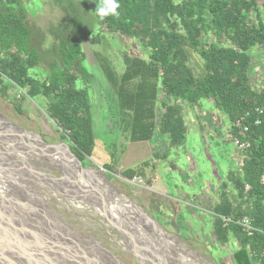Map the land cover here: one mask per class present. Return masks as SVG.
Returning a JSON list of instances; mask_svg holds the SVG:
<instances>
[{
  "label": "rangeland",
  "instance_id": "rangeland-1",
  "mask_svg": "<svg viewBox=\"0 0 264 264\" xmlns=\"http://www.w3.org/2000/svg\"><path fill=\"white\" fill-rule=\"evenodd\" d=\"M23 1L41 55L34 73L40 79L49 74L51 65L61 64V41L69 43L77 37L80 26L75 27L74 16L84 30L99 37L96 42H83L85 67L93 75L88 93L95 149L84 161L79 159L67 139L69 132L64 133L50 117L45 98H31L27 89L9 81L4 83L8 86L4 94L0 84V186L6 205L17 207L13 212L16 219L10 216V221L22 222L19 229L23 235L31 243L42 244L45 264H233L234 249L217 239L210 209L228 181L230 168L236 169L233 158L237 149L227 139L231 126L226 116L210 106L193 111L185 108L189 133L186 148L177 155L169 152L168 143L158 136L149 142L130 141L123 125L125 117L118 109L117 88L107 71L120 80L130 68L126 58L147 63L148 52L135 39L97 27L94 5L88 0ZM260 8L264 14V7ZM250 55L251 87L263 91L264 48H254ZM196 62L203 64L195 54L192 68ZM140 81L135 78L122 89L134 92ZM41 140L61 151L46 149ZM7 144L9 148L4 147ZM68 150L83 169L102 173L116 192L134 203L123 201L131 209L130 218L117 217L122 211L120 204L100 194L105 184L100 175L94 176L98 188L93 182L91 186L83 184L82 174L77 178L62 164L59 167L65 171L53 166L57 160L76 167L66 155ZM128 171L135 173L131 180L126 177ZM135 206L160 233L145 227L142 211ZM120 218L131 221V226L123 228ZM155 236H160L161 245ZM0 251L7 254L2 248Z\"/></svg>",
  "mask_w": 264,
  "mask_h": 264
},
{
  "label": "trees",
  "instance_id": "trees-1",
  "mask_svg": "<svg viewBox=\"0 0 264 264\" xmlns=\"http://www.w3.org/2000/svg\"><path fill=\"white\" fill-rule=\"evenodd\" d=\"M101 2L88 0L94 5V14ZM117 2L119 15L100 18L95 14L96 26L137 40L149 54L147 63L126 58L130 68L120 80L107 71L117 88L118 109L125 117L123 125L130 141L149 142L158 136L168 143L169 152L177 155L186 148L189 133L185 108L193 111L210 106L226 116L229 126L245 116L249 130L241 141L250 147L236 151V169L230 168L228 181L210 209L217 239L234 249L233 264H264V185L260 183L264 174V90H254L248 74L250 52L264 48V14L260 8L264 4L259 0ZM23 3L0 0L2 90L5 94L8 86L4 83L9 81L27 89L31 98H45L50 117L64 133L69 132L67 139L74 146V154L84 161L94 152L95 137L88 93L93 75L85 67L83 42H96L99 37L84 30L74 16L75 27L80 26L77 37L69 43L61 41V64L51 65L49 74L40 79L34 73L41 55ZM195 54L203 64L196 62L192 68ZM138 77L141 81L134 92L122 89ZM238 158H243V166L238 165ZM126 177L131 180L135 173L128 171ZM245 219L252 221V236L241 225Z\"/></svg>",
  "mask_w": 264,
  "mask_h": 264
},
{
  "label": "bare ground",
  "instance_id": "bare-ground-1",
  "mask_svg": "<svg viewBox=\"0 0 264 264\" xmlns=\"http://www.w3.org/2000/svg\"><path fill=\"white\" fill-rule=\"evenodd\" d=\"M42 141V140H41ZM2 143H3V141H2ZM42 143H43V141H42ZM43 145H44V147L46 148V149H49V150H52L54 153H56L57 151H61V148L59 149V148H55V146H46L44 143H43ZM5 148H9L10 147V145L9 144H7V145H5L4 146ZM21 147V146H20ZM19 147V148H20ZM26 148L28 147V146H25ZM31 147V146H30ZM22 148V147H21ZM32 149H33V147H32ZM45 149V150H46ZM70 153V154H69ZM57 154H61L60 152H58ZM61 155H63V154H61ZM65 155V154H64ZM66 155H67V157H70L74 162H75V164H76V167L74 168V166L73 165H70L69 163H64V162H62V163H60V162H56L57 160H54L53 161V166H55V168H59V169H62V170H64L63 168H61V167H59V165H63L64 167H67L68 168V170H67V172L68 173H76L75 175H77V177H79L80 178V175H81V179H84V180H82V183L83 184H89L90 185V182H93L94 183V187H100V185H99V183H98V181L96 180V178L94 177V176H98V175H100V177H102V179L104 180V183L106 184H103L104 185V189H102V190H100V192H102L103 194H106L107 192H105V191H108V187L107 186H109L110 187V192L113 194V196H114V200L116 201V202H122V201H127V202H129L130 203V200L127 198V197H124L123 195H121V194H119L118 192H116V190L115 189H113L111 186H110V184L107 182V180H106V177L105 176H103L102 175V173H99V172H95V171H92V170H85V169H83L82 167H81V165H80V163H79V161L77 160V159H75V157L71 154V152L68 150L67 151V153H66ZM65 155V156H66ZM66 161H68V160H66ZM65 171V170H64ZM98 178V177H97ZM99 179V178H98ZM83 181H86V182H83ZM4 186V185H3ZM91 186V185H90ZM5 189V188H4ZM94 189V188H93ZM3 191V192H2ZM109 195V194H108ZM6 202L8 203V200H7V198H6V196L4 195V190H3V188H1V186H0V215H2V214H5L4 215V217L5 218H9V225H8V234L7 235H5L6 233H3V235H1L0 236V248H2L3 250H4V252L5 253H7V255H10L11 256V254L8 252V247H7V245L6 246H4L2 243H4V241L2 240V238H13L14 237V233H15V231H14V228L15 229H17V227L18 228H20L21 226H22V222H18V224H16V222H11L10 221V216L12 217V216H14V214L15 213H13L14 211H16V208L15 209H12L11 207H9V203L6 205ZM120 206V205H119ZM138 210H141L138 206H135ZM7 210L10 212V215L8 214V213H6L7 212ZM142 211V210H141ZM143 212V211H142ZM121 213H123L124 215H126V216H129V218H130V214H131V212H124L123 211V209H122V211L120 212V213H118L116 216L117 217H119L120 215H122ZM144 213V212H143ZM120 214V215H119ZM136 214V213H135ZM145 214V213H144ZM1 218H2V216H1ZM12 218H15V216L14 217H12ZM16 219V218H15ZM145 219V222L146 223H148V222H152L150 219H148V218H144ZM18 220V219H17ZM120 223H122L124 226H131V221L129 222V221H127L126 219L125 220H123V219H121L120 218ZM13 221V220H12ZM125 223V224H124ZM15 225H16V227H15ZM147 226V225H146ZM155 229L154 227L152 228L151 226H147V229ZM5 232H7V231H5ZM23 230L21 231V232H18V233H20V236H22L23 235ZM160 232H161V230H160ZM163 233V232H162ZM13 235V236H12ZM157 235V234H156ZM41 236V235H40ZM2 237V238H1ZM49 238V237H48ZM153 238H156L158 241H156L157 243H159L160 241H161V239H160V236H155V237H153ZM145 239V238H144ZM12 240V239H11ZM151 239H149L148 240V242L150 241ZM55 241V240H54ZM53 242V241H52ZM160 244V243H159ZM34 245V246H33ZM161 245V244H160ZM164 246V245H163ZM29 247L32 249V251L33 252H36V255H37V257H41V255H42V247L41 246H38V245H36L35 243H30L29 244ZM16 248H18L19 250H21V248H22V245L19 243V241L16 243ZM158 254H160V253H158ZM191 256L190 257H192V253L190 254ZM44 256V255H43ZM37 257H35L36 259H39V258H37ZM153 257V256H152ZM88 258V257H87ZM182 260H185L184 258H181ZM11 262L9 263V264H41V263H39V262H30V263H28L27 262V260L26 259H24V258H17V256H15V258H11ZM188 260H189V258H188ZM194 261V260H193ZM182 262H185V261H182ZM165 263L167 264V261H165ZM6 264V263H5ZM185 264H188V263H185Z\"/></svg>",
  "mask_w": 264,
  "mask_h": 264
},
{
  "label": "water",
  "instance_id": "water-1",
  "mask_svg": "<svg viewBox=\"0 0 264 264\" xmlns=\"http://www.w3.org/2000/svg\"><path fill=\"white\" fill-rule=\"evenodd\" d=\"M71 154L74 156L73 152H71ZM76 158L77 157H75V159ZM80 165H81V163H80ZM4 215L5 214L0 215V236L3 235L2 232L6 233L5 235L8 234V229H7L8 228V225H9L8 224L9 222H7L8 221V217L5 218ZM1 216H2V218H1ZM5 231H7V232H5ZM14 231H15V233H14L15 235H14L13 238H11L12 240L10 238H8V237L7 238H2L1 237L2 240L4 241V243H2V244L4 246L7 245L8 252L11 254V256L10 255H7V254H4V253H1V251H0V264H5V262L6 263L10 262L11 261V258L13 259V258H15V256H17V258H24V259H26L28 263H30V262H33V263L34 262H39L41 264H45L44 263V260L42 259L43 258V254L41 255V257H37L36 252H33L32 249L29 247V244L31 243L30 240H28L24 235H22L20 237L25 240V242L27 243L28 246H25L23 244L22 239L19 237L20 233H18V232H21L22 230L20 231L19 228L18 229H15L14 228ZM18 241L22 245L21 250H19L18 248H16V243ZM38 246L43 247L42 244H38ZM35 257H37L39 259H36Z\"/></svg>",
  "mask_w": 264,
  "mask_h": 264
},
{
  "label": "built area",
  "instance_id": "built-area-1",
  "mask_svg": "<svg viewBox=\"0 0 264 264\" xmlns=\"http://www.w3.org/2000/svg\"><path fill=\"white\" fill-rule=\"evenodd\" d=\"M259 114H262V110H258ZM249 114H247L248 116ZM246 120L245 116H242L235 120V122L231 125V132L227 135V139L233 144V146L239 152H244L246 149L250 147V144L247 142H242L241 137L245 136V134L249 130V126L244 124ZM259 124V121L257 122ZM236 133V134H235ZM240 166L244 165L243 158H240L239 161ZM260 183L264 185V174L261 176ZM249 190V187H247ZM225 223L231 222L230 219H223ZM241 225L244 227L245 231L247 232L248 236H252L254 233V227L252 225V221L250 219H245L241 222Z\"/></svg>",
  "mask_w": 264,
  "mask_h": 264
},
{
  "label": "clouds",
  "instance_id": "clouds-1",
  "mask_svg": "<svg viewBox=\"0 0 264 264\" xmlns=\"http://www.w3.org/2000/svg\"><path fill=\"white\" fill-rule=\"evenodd\" d=\"M118 8L119 3L117 2V0H102L101 4L96 7L95 14L100 18H104L110 15L118 16Z\"/></svg>",
  "mask_w": 264,
  "mask_h": 264
},
{
  "label": "flooded vegetation",
  "instance_id": "flooded-vegetation-1",
  "mask_svg": "<svg viewBox=\"0 0 264 264\" xmlns=\"http://www.w3.org/2000/svg\"><path fill=\"white\" fill-rule=\"evenodd\" d=\"M49 150V149H48ZM77 177V176H76ZM78 178V177H77ZM111 186V185H110ZM112 187V186H111ZM113 188V187H112ZM114 189V188H113ZM100 192V191H99ZM105 192H107L106 194H104V195H106V197H111L113 200H114V196H113V194L110 192V190L108 189V191H105ZM100 194H103L102 192H100ZM109 194V195H108ZM125 197V196H124ZM115 201V200H114ZM117 203H119L120 204V206H118V208H122L123 209V211L124 212H130V210L131 209H129V207L125 204V203H123V201L122 202H117ZM130 203L131 204H134L131 200H130ZM115 210V209H114ZM118 210V209H117ZM142 210V209H141ZM134 211V210H133ZM136 212H140V211H136ZM119 213V212H118ZM122 215H124L123 213H121ZM140 214L143 216V222H144V225H145V227L147 228V226L149 227V226H151L152 228L154 227L155 228V230H157L159 233H160V228L154 223V222H148V223H146L145 222V219L144 218H148L147 216H146V214H144V213H142V212H140ZM120 215V214H119ZM123 220H125V219H123ZM121 221V220H120ZM121 225H122V227L123 228H127L128 226H124L122 223H121ZM147 225V226H146Z\"/></svg>",
  "mask_w": 264,
  "mask_h": 264
}]
</instances>
